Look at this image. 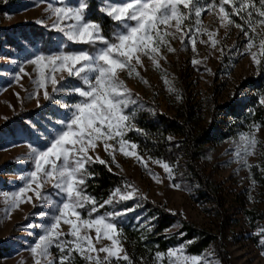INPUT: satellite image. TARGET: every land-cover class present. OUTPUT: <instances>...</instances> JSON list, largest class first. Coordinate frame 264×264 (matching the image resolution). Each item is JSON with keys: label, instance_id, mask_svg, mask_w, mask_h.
<instances>
[{"label": "rangeland", "instance_id": "obj_1", "mask_svg": "<svg viewBox=\"0 0 264 264\" xmlns=\"http://www.w3.org/2000/svg\"><path fill=\"white\" fill-rule=\"evenodd\" d=\"M113 2H123V0H113ZM201 2H214L217 5L211 11L205 7L200 17L201 27L216 33L214 39L219 43L215 47L201 43L207 41V35L199 33L198 38L197 35H192L195 32L193 16L182 25V31L189 32V35L184 37L183 46L179 36L175 39L166 38L168 44L176 51L168 52L166 47H162L160 55L163 58H157L158 68L152 65L147 56L142 55V66L136 65L139 76L135 74L129 76L127 71H124L121 73V79L132 92L133 98L138 96L143 106L147 103L169 116L175 113V107L180 101L177 96L180 97V93L185 91L195 106L198 124L204 128L209 127L212 133L210 148L200 164L218 184L222 197L221 206L215 207L205 203L203 198L183 181L179 172H176L177 169L170 165L172 178L169 179L163 168L153 162L160 159L141 153L138 148L136 152L143 164L135 157H126L119 151L113 152L116 163H111L112 156L104 151L103 144L99 141L97 148L94 151L90 150L89 155L94 159L96 155L105 159L108 161V167L112 169L111 172L129 179V184L133 185L139 194L130 199L134 205H139L143 199L152 201L164 206L168 211L179 212L184 219L198 227L215 231L221 227V238L230 264H264V255H261L264 246L260 243V237L264 234L262 232L264 186H260L251 175L252 168L264 163V127H250L252 125L245 124L239 117L242 113L252 111L255 106L264 108V105L259 103V97L264 95V67L255 65L251 53L245 51L248 37H245L242 31V29L247 30L249 36L253 37L254 46L251 51L258 53L257 59H261V64L264 65V58L259 55L261 51L259 42L264 38V24L254 23V34L241 16L246 17L251 11L254 21L264 20V17H259L251 7L239 14L232 12L233 7L240 8L244 4H255L258 8L259 0H231V3L225 4L224 8L234 23L229 26L226 33L219 22L220 0H201ZM49 3L61 6L59 0H38V2L17 0L13 5L0 2V127L5 129L0 130V248L3 249L0 264H35L37 257L33 256L29 245L42 234L40 225L50 223L48 220L42 221L37 215L42 208L33 206L36 203L34 193L26 194L32 196V203L25 199L10 210L5 197V193L10 197L23 186L19 177L33 167L27 160V155L30 146L37 145V140L36 134L28 126L29 122H34L42 133L54 131L59 127L58 121L65 111L55 101L44 100L45 90L52 94L51 83L49 81L45 88H39L34 83L38 77L35 66L26 62L37 50L45 54L59 50L56 42L62 39V34L51 28L55 17L48 10ZM68 3L77 6L78 0H68ZM101 6H103L102 0H97V8ZM181 9L183 10L182 6ZM171 23L174 24V21ZM236 23H240L242 29L236 28ZM189 24L192 25L191 30L185 27ZM35 30H41L44 36L49 37V42L42 44L34 35ZM166 30L175 31L174 27ZM192 40H195V53L192 51ZM75 45L87 44L67 42L63 50L80 51L74 47ZM85 50L92 51L89 45ZM193 59L201 63L193 65L191 63ZM21 62L27 75L20 73L19 79H16L15 73L18 72ZM49 71L46 69V74ZM50 76L61 84L65 81H78L76 77H68L67 72L60 68L50 72ZM61 76H64V81L60 80ZM165 80L168 84H165ZM29 93H33L31 98ZM54 95L55 99L61 102L73 100L65 93ZM232 106L235 107L234 113L230 109ZM13 117L17 119L13 120ZM249 132L257 140L252 154L246 158L250 168L238 161L235 155L240 134ZM109 143L114 142L109 141ZM40 146L44 145L41 143ZM116 147L118 148V145ZM117 164L119 167L116 166ZM42 191L53 194V198H56L55 190L50 184L43 185ZM141 196L144 198L140 199ZM114 204H117L115 200ZM6 211L7 215H5ZM137 217L140 219L137 220ZM117 221L120 224L132 221L133 224L137 223L139 227H143L146 219L143 212L135 207L134 211L127 212L122 218H117ZM26 225L36 227H22ZM69 227L61 221L59 230L65 233L61 239H73L68 236ZM88 235L96 248L111 245V241L107 239L97 242L95 230H88ZM119 239L123 248L121 256L127 254L132 264H168L167 251L159 260L154 255L152 260L147 261L142 257H133V253L128 252L121 235ZM179 245L181 244L175 247ZM183 245L185 254L191 255L186 252L185 244ZM50 252L49 259L59 264V250L52 247ZM64 254H67V249ZM76 254L80 256L79 253ZM92 255L103 258L105 253L97 252ZM199 255L212 264H222L212 247L205 249ZM123 263L127 264L126 261L121 260L120 264Z\"/></svg>", "mask_w": 264, "mask_h": 264}, {"label": "snow or ice", "instance_id": "obj_2", "mask_svg": "<svg viewBox=\"0 0 264 264\" xmlns=\"http://www.w3.org/2000/svg\"><path fill=\"white\" fill-rule=\"evenodd\" d=\"M59 3L61 6L48 4V10L55 17L51 28L62 34V39L56 42L59 50L50 51L48 54L37 50L26 62L35 66L38 77L34 83L39 88H45L49 81L51 83L52 94L45 90L44 100L55 101L65 111L58 121L59 127L54 131L42 133L34 122H29L28 126L36 134L37 140V145L30 146L27 155V160L33 167L19 177L23 186L10 197L5 193V197L10 210L20 205L25 199L32 203V196L26 194L34 193L36 203L33 206L42 208L37 215L42 221H50L48 224L40 225L42 234L29 245L31 253L37 257L35 264H42V261L44 264H55L54 260L49 259L52 247L59 250V264H65V262L72 264L70 257L73 251L79 253L90 264H120L121 260L132 264L127 254L121 256L123 248L119 236L122 235V229L117 227V218H122L127 212L134 211L138 204L133 208L111 211L106 215H97L95 218H84L81 214L80 210L85 209L86 205H91L87 210L88 217H92V214L97 212L95 199L85 192L86 181L93 175L89 171L90 166L98 162L105 165L108 171L112 170L108 167V161L101 159L98 155L94 159L89 155V151H94L99 141L103 144L104 151L112 156L111 163H116L113 152L119 151L126 157H135L139 163L143 164L136 152L137 145L125 139V135L127 131L133 129V120L144 106L139 102L138 96L133 98L132 92L121 79V73L127 71L129 76L133 74L139 76L136 65L142 66V55L147 56L152 65L158 68L157 58H163L160 55L162 47H166L168 52L176 51L168 44L166 38L175 39L179 36L183 46L184 37L189 35V32L182 31V25L193 16L195 32L192 35H197V38L199 33L207 35V41H201V43H208L215 47L219 43L214 39L216 33L202 28L200 17L205 7L211 11L217 5L214 2L202 3L201 0H123V2L102 0L103 6L98 10L106 14L111 21L116 22L112 28L111 38H106L102 34V26L99 22L86 19V10L89 8L87 0H78L77 6L69 5L68 0H59ZM229 3L231 0L219 2V22L226 33L229 26L234 23L224 8V5ZM259 5L260 7L257 8L255 4H244L240 8L233 7L232 12L239 14L251 7L259 17H264V0H259ZM241 19L254 34V23L264 24V20L254 21L251 11L246 17L241 16ZM173 21L174 24L171 23ZM39 22L43 23V21ZM173 27L175 31L166 30ZM185 27L191 30L192 25ZM235 27L242 29L240 23H236ZM242 31L243 35L248 37L245 51L251 53L255 65L264 67L261 59H257L258 53L251 51L254 46L253 37L249 36L247 30L242 29ZM67 42L87 44L92 51H65L63 48ZM191 43L192 51L195 53V40ZM259 47L261 50L259 55L264 58V38L260 39ZM191 63L198 65L201 61L193 59ZM57 68L67 72L68 77L78 78V81H65L61 84L50 76V72L56 71ZM46 69L50 70L47 74ZM20 73H25L23 62L15 73L16 79H19ZM60 80L64 81V76H61ZM141 80H143L142 77ZM165 84H168L167 80ZM169 90L172 91V89ZM57 93L67 94L73 98L72 102L56 100L54 94ZM32 95L33 93H29V98ZM179 98L177 96V99ZM259 103L264 105V95L259 97ZM250 127H257V125ZM168 139L171 140L172 137ZM41 143L43 147L40 146ZM256 145L257 140L251 132L240 134L235 155L245 167H251L246 158L252 154ZM153 162L163 168L169 179L172 178V169L168 163L163 160ZM116 166L119 167L118 164ZM48 184L55 190L56 198H53V194L42 191V186ZM175 186L179 187V185ZM138 195L133 185L125 183L123 189H114L103 201V205L115 206L114 200L118 203ZM7 214L6 211L5 215ZM139 219L140 217H137V220ZM61 221L70 226L68 236L73 239H61L65 235L59 230ZM88 230H95L97 242L107 239L111 241V245L96 248L88 235ZM260 243L264 246V234L260 237ZM65 249L67 254H64ZM97 252L105 253V255L103 258L92 255ZM261 255H264V252ZM162 256L161 252L155 253L157 260ZM167 257L168 264H212L211 261L202 259L199 254L186 255L183 244L168 248Z\"/></svg>", "mask_w": 264, "mask_h": 264}, {"label": "trees", "instance_id": "obj_3", "mask_svg": "<svg viewBox=\"0 0 264 264\" xmlns=\"http://www.w3.org/2000/svg\"><path fill=\"white\" fill-rule=\"evenodd\" d=\"M16 1L0 0L6 5H13ZM87 2L89 8L86 10V19L99 22L102 26V34L106 38H111L112 28L116 22L111 21L107 15L98 10L97 0H87ZM33 33L42 44L49 42V37L44 36L41 30H35ZM74 47L77 50H85L87 45H75ZM234 108V106L230 108L232 112ZM174 112L172 116H169L146 103L143 110L139 111L133 120L134 129L128 131L125 136L137 145L139 152L174 166L183 181L203 198L205 203L220 207L222 204L220 188L200 164L210 148L212 134L210 128H204L198 124L195 106L185 91L180 93V101ZM239 117L247 125L264 127L263 107L255 106L252 111L242 113ZM23 118L21 119L23 120ZM15 119L17 117H13V120ZM136 129H140V131H136ZM0 130L5 129L0 127ZM168 137H172V139L169 140ZM89 171L93 175L86 181L85 192L97 203V212L93 213L92 217L106 215V213L117 209L134 207L132 200L118 202L114 204L115 206L103 205V201L114 189L124 187L125 183L129 184L128 178L108 171L105 165L99 163L92 164ZM251 175L260 186H264V163L252 168ZM90 207L91 205H86L85 209L80 210L84 218H92L87 215V210ZM137 208L143 212L146 219L145 226L139 227L132 221L124 224L117 221L118 229H122L123 241L127 245L128 252L133 253V257H142L149 261L154 258L156 252L165 253L170 247L185 244L186 252L191 255L199 254L212 247L222 264H230L221 238V227H218L216 231L198 227L184 219L179 212L168 211L159 203L144 199L139 202ZM2 254L3 249L0 248V256ZM70 260L72 264H88L76 253H72Z\"/></svg>", "mask_w": 264, "mask_h": 264}]
</instances>
